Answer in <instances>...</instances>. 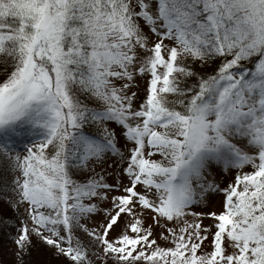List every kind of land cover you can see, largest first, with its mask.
I'll return each instance as SVG.
<instances>
[{
	"label": "snow or ice",
	"instance_id": "1",
	"mask_svg": "<svg viewBox=\"0 0 264 264\" xmlns=\"http://www.w3.org/2000/svg\"><path fill=\"white\" fill-rule=\"evenodd\" d=\"M0 76L18 264H264V0H0Z\"/></svg>",
	"mask_w": 264,
	"mask_h": 264
},
{
	"label": "rangeland",
	"instance_id": "2",
	"mask_svg": "<svg viewBox=\"0 0 264 264\" xmlns=\"http://www.w3.org/2000/svg\"><path fill=\"white\" fill-rule=\"evenodd\" d=\"M137 83L140 86L138 89V96L143 97L145 95L147 81L138 79ZM120 143L122 145L123 140H121ZM212 178H215V180L218 181L223 188L234 179V172L230 171L227 175H225L222 170L216 169L213 171L212 177H210V179ZM114 180V177L109 178V182H114ZM223 200L224 197L222 194L216 195L206 207L201 206V208H203L205 211H215L219 213L223 211ZM201 208H196L193 210L200 211ZM0 210H3V216L0 217V264H18V259L16 256L17 246L13 242V238L17 235V232L16 229L10 225H18L19 221L15 219L16 213L2 202H0ZM100 220L101 218H96L97 223H99ZM211 223L212 221L210 219H206L204 221L205 225ZM118 232L119 229H117L116 232L111 233L109 238H113ZM32 244L33 246L30 249V255H26L24 257V264H30V258H32L34 264H58V262L65 260L64 257H58L56 255L55 249L45 245L36 237L32 238Z\"/></svg>",
	"mask_w": 264,
	"mask_h": 264
},
{
	"label": "trees",
	"instance_id": "3",
	"mask_svg": "<svg viewBox=\"0 0 264 264\" xmlns=\"http://www.w3.org/2000/svg\"><path fill=\"white\" fill-rule=\"evenodd\" d=\"M194 67H196V68L199 69L200 71H205V69H201V68H200L199 63L195 64ZM212 67H213V65H212V64H209V66H208V68H207V71H208L209 73H211ZM2 79H3V77L0 76V80H2ZM30 260H31V263L34 264L32 258H30ZM31 263H30V264H31ZM58 264H68V261L65 259V260H62V262H58Z\"/></svg>",
	"mask_w": 264,
	"mask_h": 264
}]
</instances>
